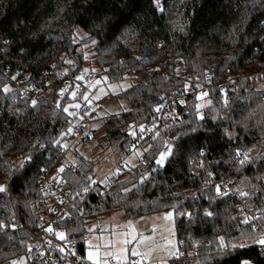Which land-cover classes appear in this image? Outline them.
Wrapping results in <instances>:
<instances>
[{"label": "trees", "instance_id": "1", "mask_svg": "<svg viewBox=\"0 0 264 264\" xmlns=\"http://www.w3.org/2000/svg\"><path fill=\"white\" fill-rule=\"evenodd\" d=\"M88 61L107 81L134 80L116 95L129 108L100 119L103 136L73 125L64 111L76 100L83 119L91 112L84 115L83 88L69 96ZM176 64L196 79L176 76ZM259 70L264 0H0V263L35 241L49 200L42 170L57 168L63 140L81 132L82 143L96 137V146L117 143L123 152L146 146L135 166L99 183L71 145L81 162L66 176L76 209L57 226L81 257L87 221L171 210L186 257L170 264H264ZM30 85L35 105L33 94L23 96ZM64 86L69 91L58 93ZM201 92L207 104L198 109Z\"/></svg>", "mask_w": 264, "mask_h": 264}, {"label": "rangeland", "instance_id": "2", "mask_svg": "<svg viewBox=\"0 0 264 264\" xmlns=\"http://www.w3.org/2000/svg\"><path fill=\"white\" fill-rule=\"evenodd\" d=\"M78 34L82 36L83 33L78 31ZM86 56L89 58L91 54L87 53ZM176 65L174 69V74L176 76L179 78H183L187 75H189L190 78L192 77V74L185 73L181 64ZM257 74L264 76V72L260 70ZM24 75H27L28 78V72L24 73ZM84 76H88L89 79L84 82L80 96L81 100L91 107L88 118L83 119L81 114L77 112L79 108L73 107V105H80L79 101H67L64 109H68L67 113L73 118V125L81 124L84 131L95 129V136H103L104 130L100 126V119L125 111L129 108L127 99L116 95L129 87L134 80L127 76L118 81H107L104 75H98L96 73L94 63L90 61L85 63L84 67L77 75V77H82V79H77L76 77L77 82H81ZM97 81H100V83L97 84ZM101 89H103V93L100 91ZM77 90L78 83L72 89L69 95L70 98H73V93ZM201 94L202 92L200 95ZM85 96L89 98L88 101H85ZM97 96L99 97L98 99L93 98ZM205 104H207V99L205 97L199 99L198 105L203 107ZM73 113L75 115H73ZM200 113L201 112H199L198 115H200ZM62 144L67 146L72 144L78 151L84 153L87 161L86 164L84 163V167L90 168L94 181L99 183H102L109 176H113L118 169L125 170L135 166L138 163L139 157L146 149L145 145L142 146L138 143L130 145L125 152L120 150L117 143H112L110 145L102 143L101 146H96V137H93V139L88 142V148L83 149L82 142L79 140V134H77L76 137L64 139ZM255 151V149H252L250 153L253 154ZM137 153H139V155H137ZM80 164L81 162H79V165ZM119 165L123 168L121 169ZM122 174L118 177H121ZM169 213L171 214L170 219H165L164 217ZM129 225H131L136 233L137 240L127 245V248L136 247L137 250L143 254L142 263L170 264L173 260V253L180 251V247L174 236L173 212L171 210L131 218H126L121 211H115L110 214L100 215L98 218L89 220L84 224L83 230L85 233L82 241L85 250L83 257L90 261L88 259V253L90 251H96L97 245L100 246L102 256L105 251H118L119 248L123 246L120 241L125 238L130 239V237L126 236L129 231ZM89 229H92V231H89ZM141 240L143 242H140ZM105 244H112L115 245V247L105 248ZM134 258L140 259V257ZM10 259L0 264H13L10 262ZM179 264L184 263L180 262Z\"/></svg>", "mask_w": 264, "mask_h": 264}, {"label": "built area", "instance_id": "3", "mask_svg": "<svg viewBox=\"0 0 264 264\" xmlns=\"http://www.w3.org/2000/svg\"><path fill=\"white\" fill-rule=\"evenodd\" d=\"M184 76V75H183ZM186 80L196 79V75L192 74L183 77ZM27 75H24L20 81H25ZM89 77L84 76L81 82H78V93L83 88L84 82L88 81ZM35 87L30 85L23 91V96L26 94H33L32 101H35ZM69 91L68 86L62 88L63 93ZM90 110V106L85 107V112ZM171 111H176V104L173 103ZM79 138L82 135L78 133ZM72 144H69L62 154L60 165L49 171L43 169L39 180V187L48 196V210L47 214L39 222L35 232V241L29 243L26 249L11 257L10 262L15 264H92V262L84 259L78 254L76 243L73 240L66 238L64 240L58 239L54 234H49L45 229L51 227L53 232H63L57 225L61 222L70 221L73 218V212L76 209V204L72 201L71 189L67 186L66 176L70 172H74L79 166L78 155L72 150ZM83 148L88 147V141L82 143ZM121 168L122 166L119 165ZM60 168H64V172L58 173ZM120 170L118 169L113 175L118 176ZM96 185L91 183V187ZM2 228H0L1 230ZM64 233V232H63ZM180 251H176L173 255V260H181L186 257L185 251L182 249L183 242L179 243ZM31 249V251H30ZM63 249V251H61ZM131 260L138 258L130 257ZM108 264H117L115 259L109 258ZM144 264V263H142Z\"/></svg>", "mask_w": 264, "mask_h": 264}, {"label": "snow or ice", "instance_id": "4", "mask_svg": "<svg viewBox=\"0 0 264 264\" xmlns=\"http://www.w3.org/2000/svg\"><path fill=\"white\" fill-rule=\"evenodd\" d=\"M69 63H71L69 61ZM77 79H82V77H77ZM97 84L100 83V81L96 82ZM5 92H8L9 89L5 88L4 89ZM103 93V89L100 90ZM62 94V93H61ZM208 94L202 93L200 96L197 97V99H202L204 96H207ZM73 97H75V93H73ZM94 99H98L99 97H93ZM85 101H88L89 98L87 96L84 97ZM35 101H33V105H35ZM73 107L79 108L80 105H73ZM201 107V105H198L197 108L199 109ZM65 112L68 111V109H64ZM156 111H160L159 108L156 109ZM73 115H75L73 113ZM84 115H88L87 112L84 113ZM132 126H130L131 128ZM141 132L145 131V129L141 126L140 128ZM73 132V128L69 127L68 128V132L67 134H72ZM129 135H132L135 137L136 133L134 131H130ZM57 144H60L59 141H57ZM63 148H67V145H60ZM137 155H139V153H137ZM237 155H240V153H237ZM165 159V154H161V157L159 160H157V164L162 165L163 161ZM64 172V168H60L58 170V173H62ZM146 179V178H145ZM94 182V181H93ZM0 191H4L3 187H0ZM85 191H87V189H85ZM217 193H220V188L217 187ZM243 195V193H242ZM171 214H167L164 218L165 219H170ZM245 223L248 222L247 218L244 221ZM4 225H0V228H3ZM129 227V231L126 234V236L130 237V239L125 238L124 240L120 241L121 245H123L122 247L119 248L118 251H105L103 253V256L101 255L100 252V246L97 245L96 246V251H90L88 253V259L90 261H92V264H108L109 258L111 259H115L117 264H142V260H143V254L140 253L136 247H132V248H127V245L131 244L133 241L137 240V235L134 232V230L132 229L131 225L128 226ZM45 231H47L49 234H54L58 239L60 240H64L65 239V234L63 232H53V229L51 227H48L47 229H45ZM89 231H92V229H89ZM140 242H143L142 240ZM261 245H264V238H261L258 241ZM91 247V246H90ZM105 248H111V247H115V245L112 244H105L104 245ZM31 251V249H30ZM61 251H63V249H61ZM175 255V253H173ZM130 257H140V259H136V260H131ZM13 264H15V262H13Z\"/></svg>", "mask_w": 264, "mask_h": 264}, {"label": "water", "instance_id": "5", "mask_svg": "<svg viewBox=\"0 0 264 264\" xmlns=\"http://www.w3.org/2000/svg\"><path fill=\"white\" fill-rule=\"evenodd\" d=\"M62 92V90L60 89L59 91H58V93H61ZM141 128V126H139V129Z\"/></svg>", "mask_w": 264, "mask_h": 264}, {"label": "crops", "instance_id": "6", "mask_svg": "<svg viewBox=\"0 0 264 264\" xmlns=\"http://www.w3.org/2000/svg\"><path fill=\"white\" fill-rule=\"evenodd\" d=\"M83 257V256H82ZM84 258V257H83ZM85 259V258H84Z\"/></svg>", "mask_w": 264, "mask_h": 264}]
</instances>
